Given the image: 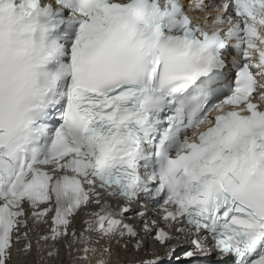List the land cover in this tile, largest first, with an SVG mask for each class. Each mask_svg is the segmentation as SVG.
I'll use <instances>...</instances> for the list:
<instances>
[{
  "label": "snow or ice",
  "instance_id": "6c2138e0",
  "mask_svg": "<svg viewBox=\"0 0 264 264\" xmlns=\"http://www.w3.org/2000/svg\"><path fill=\"white\" fill-rule=\"evenodd\" d=\"M61 242L264 264V0H0V264Z\"/></svg>",
  "mask_w": 264,
  "mask_h": 264
},
{
  "label": "bare ground",
  "instance_id": "6f19581e",
  "mask_svg": "<svg viewBox=\"0 0 264 264\" xmlns=\"http://www.w3.org/2000/svg\"><path fill=\"white\" fill-rule=\"evenodd\" d=\"M116 249H118V251H120V253L122 255H127V259H131V251L129 253L123 252L122 249H120V247L115 246ZM66 250L63 249L62 251H60V256L57 262L55 263H49V264H68L69 263V257L66 254ZM22 259H19L17 254H14L13 257V264H36V257H34V255L30 252V253H26L21 255Z\"/></svg>",
  "mask_w": 264,
  "mask_h": 264
}]
</instances>
